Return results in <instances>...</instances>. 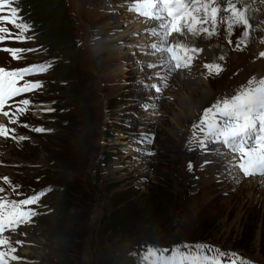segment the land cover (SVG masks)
Returning <instances> with one entry per match:
<instances>
[{
    "label": "rangeland",
    "instance_id": "374dc122",
    "mask_svg": "<svg viewBox=\"0 0 264 264\" xmlns=\"http://www.w3.org/2000/svg\"><path fill=\"white\" fill-rule=\"evenodd\" d=\"M32 3L9 0L0 12L10 15L11 8H17L18 22L30 27L19 35L32 37L23 43L9 39L6 47L32 51L20 52L17 59L0 51V67L9 71L47 66L45 72L18 81H40L41 87L11 98L14 113L17 107L26 108L12 115L16 123L0 115V125L10 129L9 134L14 130L27 137V143L18 139L4 150L6 136L0 138V164L8 153L19 167H0V197L19 201L40 196L28 206L37 212L30 222L3 231L7 243L0 251L15 248L20 258L6 256L7 264H136V257L148 258L146 251L153 247L162 252L176 247L189 264L198 251L203 255L199 245L264 264L262 184L234 179V160L225 163L220 158L221 149L227 153L222 143L210 146L212 140L193 129L203 115V109L196 114L200 103L210 101L209 108L249 80L264 79L262 38L256 37L257 47L253 34L252 41L244 42L237 27L234 31L239 32L232 36L244 43L228 44L231 14L221 12L218 26L224 30L217 27V34L211 35L218 39H207L204 33L186 41L176 38L177 33L168 38L169 43H188L200 50L194 53L199 61L194 72L192 67L169 73L157 60L159 54H151L150 45L159 37L150 33L162 32L160 21L138 14L145 22L139 19L140 28L137 23L138 29L133 28L137 13L129 9L134 0H55L46 5V12L56 9L62 15L63 38L57 43L43 38L44 27L37 24ZM3 25L17 33L13 25ZM258 30L264 36V30ZM98 36L102 40L95 45ZM216 61L222 65L218 74L204 67ZM69 62L77 74L67 81L68 71L62 67ZM153 63L156 67L149 68ZM153 84L160 91L150 87ZM63 90L67 97L81 94L80 101L66 100ZM21 99H28L29 105H19ZM193 112L195 117L187 118ZM61 117L70 122L65 132ZM35 127L51 131L36 133L31 130ZM200 140L207 141L203 148ZM51 143L60 149L52 152ZM65 200L71 211L61 222L59 208ZM222 259L227 264V258Z\"/></svg>",
    "mask_w": 264,
    "mask_h": 264
},
{
    "label": "snow or ice",
    "instance_id": "6c2138e0",
    "mask_svg": "<svg viewBox=\"0 0 264 264\" xmlns=\"http://www.w3.org/2000/svg\"><path fill=\"white\" fill-rule=\"evenodd\" d=\"M8 4L9 0H0V12H3ZM129 10L145 18L160 21L159 29L162 32L153 29L150 33L151 37H159L158 43L150 45L153 50L151 54H159V63L167 67L169 73L177 69L189 68L193 61V56L189 53L200 51L196 47H189L188 43H169L168 38L173 33L184 37L188 34L197 36L201 33L208 36L215 35L220 23L221 12L231 14V19L227 22L229 36L235 35V27H240L241 35L246 38L251 27L246 15V5L244 9L238 8L234 0H226V6L221 4L220 0H134V6ZM18 12L17 8L12 7L10 15L0 14V24H11L17 29V33L14 34L10 29L0 26V43L6 39H15L19 43L25 42L26 39H32L31 36L19 35L21 31H30V27L18 22ZM204 25H210V27ZM236 39L239 43L240 37L237 36ZM228 43L231 44L232 41L229 39ZM0 50L9 53L13 59H17L18 54L22 51H32V49L13 47H5ZM260 56L264 57V52H261ZM220 59L224 58L220 57ZM148 67H156V64H148ZM204 67L216 70L217 74L222 71V67L218 64H205ZM46 68L47 66L43 64L11 71L0 67V110L8 104L11 98L40 88V81H25L22 85H19L18 81L23 80L26 75L43 73ZM156 75L159 76V73ZM150 87L157 92L160 91V88L155 84ZM29 103L28 99L19 101V105L23 106H27ZM25 110V107H17L16 113L13 115L23 114ZM48 111H54V109H48ZM3 115L9 117L11 123H16L9 111H3ZM196 128H199L209 141L214 140L222 143L224 148L228 149V154L233 158L236 168L244 177L257 175L264 177V79L249 80L247 86H242L230 98L218 99L211 107L204 109L199 123L193 124V129ZM31 130L36 133L51 131V129L46 130L43 127H35ZM9 132L10 129L0 125V136H8ZM145 137L147 138L148 134H145ZM19 139L23 140L25 137L21 136ZM147 142L150 143L151 140L147 139ZM198 143L203 148L207 141L200 140ZM191 167V161H189V169ZM4 179L7 180V177ZM2 191L3 189H0V192ZM39 199L38 194L19 201H6L0 197V234L6 228L14 230L16 226L30 222L37 212L28 206L38 202ZM6 243L7 241L0 236V246ZM17 243L21 242L17 241ZM198 248L204 250L203 255L201 256L198 251L189 264H224L222 258H227V264H252L251 261L241 258L235 252H225L210 245H199ZM15 252V248H9L7 253L0 251V264H7L6 256H10L13 261L19 260L20 258L14 254ZM211 253H216V255H211Z\"/></svg>",
    "mask_w": 264,
    "mask_h": 264
},
{
    "label": "bare ground",
    "instance_id": "6f19581e",
    "mask_svg": "<svg viewBox=\"0 0 264 264\" xmlns=\"http://www.w3.org/2000/svg\"><path fill=\"white\" fill-rule=\"evenodd\" d=\"M225 3H226V0H223ZM234 2L236 3V5H237V7L238 8H241V9H244L245 8V5H246V15H247V17H248V19H249V23H250V25H251V29H253V30H251V33H250V35L248 36V37H243L245 40L247 39V41H244V42H249V41H252L251 40V38H250V36L252 35L253 36V40H254V43H255V46L257 47L258 46V44H257V42H256V37H260V38H262V41H264V36H260L261 35V32L258 30V29H260V30H264V0H234ZM220 3L221 4H223V2L222 1H220ZM242 3V4H241ZM84 11H86V10H84ZM201 15H202V13H201ZM135 19H137L136 20V22H134V24L132 25L133 26V28H137V25H138V27H139V24H140V20L139 19H141V20H143L144 22H145V19H143L142 17H140L138 14H136L135 16H134V20ZM230 19H231V16L229 17V21H230ZM133 20V21H134ZM136 23H137V25H136ZM160 24V23H159ZM159 24H157V25H159ZM156 25V26H157ZM0 26H5V25H3V24H1ZM131 26V27H132ZM140 28V27H139ZM235 28H237V27H235ZM132 29V28H131ZM138 29V28H137ZM218 29H219V31H221V29L222 30H224V28H221V26H218ZM238 29V28H237ZM254 29H256V30H254ZM235 30V29H234ZM235 32V34H237L239 31H234ZM139 33V32H138ZM136 34V33H135ZM198 36H201L200 34L198 35ZM211 37H215V38H219L218 37V35L217 36H209V37H207V39L208 38H211ZM221 37V36H220ZM240 37V36H239ZM100 38V36H98L95 40H96V42L94 43L95 45H99V42L102 40V39H99ZM147 38V36H143V38L141 39L142 41H144V39H146ZM176 38H181V39H185V41H186V39H188V40H192V37H191V35L190 34H188L186 37H184V36H180L179 34L178 35H176ZM242 38V37H241ZM242 38V39H243ZM229 39L232 41V43L231 44H235V45H238V42H236L235 40H237L234 36H229ZM228 39V40H229ZM9 39H6L3 43H0V49H3V48H5L6 46L5 45H7V41H8ZM158 41V40H157ZM203 41H202V39H198V44L199 45H201V43H202ZM242 43H244L243 41H241ZM241 42H239V43H241ZM143 43H145V42H143ZM219 43V42H218ZM251 43V42H250ZM229 44V43H228ZM245 44H247V45H250L249 43H245ZM251 46V45H250ZM192 47V46H191ZM228 49V48H227ZM2 53H4V54H6V55H9L7 52H4V51H2V50H0ZM248 51V50H247ZM190 55H192L193 56V61H192V64H191V66L189 67V68H184L185 70L184 71H187V70H189V69H191L192 67H194V69H193V71L192 72H194L195 70H196V68L198 67V65H199V61H198V59L194 56V53H189ZM249 55V54H248ZM158 60V59H157ZM220 65V66H222L221 64H219L217 61H216V65ZM12 70H14V69H12ZM165 70H167V67L165 68ZM9 71H11V70H9ZM179 73V72H178ZM193 76H195L194 74L192 75V77ZM236 92V91H235ZM234 92V93H235ZM210 97V96H209ZM223 97H226V96H223ZM204 103V104H203ZM203 103H200V105L202 104V106L201 107H199V108H197L196 109V114L201 110V109H206L207 107H208V103H210V101H205V102H203ZM199 105V106H200ZM14 102L13 103H11V100H9V102H8V104H6L5 105V107L2 109V110H0V115L1 116H3L4 117V120L5 121H7V119L9 118V117H5L4 115H3V111H9L10 112V116H12L13 114H14ZM189 117H195L194 116V112H193V116L192 115H190V116H188L187 118H189ZM195 122V121H194ZM0 123H2V122H0ZM2 136H0V138H1ZM20 138V136L15 132V131H13V132H11L10 134H9V136H6L5 137V139H4V146H3V150L5 149V148H10L12 145H17V140ZM14 141V142H12V141ZM25 143H27V137H25V139L23 140ZM213 141L214 140H212V142H211V144H210V146H212V144H213ZM1 145V144H0ZM16 149H17V147H15ZM14 148V149H15ZM224 148V147H223ZM225 150H227V153L225 152V151H223L222 149H221V153H220V158H222V160H224V161H226L225 163H228V161H232L233 160V158L228 154V149H226V148H224ZM182 152H183V150H182ZM220 152V151H219ZM1 160L4 162V164H0V167H2V165H6L9 169H12V170H15V169H17V168H19L18 167V165H16L11 159H9V157H8V153L6 154V156L5 157H3V155H2V158H1ZM19 174H23V175H25L24 173H19ZM231 174H232V176H233V178L234 179H238V180H242L243 179V181L244 182H246L247 184H249V185H251V184H262L261 185V187H260V190H261V192L264 194V177H262V176H260V175H257V176H254V177H251V178H249V177H244L243 175H242V173H240L239 171H238V169L236 168V166H235V164H232V169H231ZM248 178V179H247ZM247 179V180H246ZM252 189H254V187L252 188ZM2 237L5 239V240H7V232L6 233H3L2 234Z\"/></svg>",
    "mask_w": 264,
    "mask_h": 264
},
{
    "label": "trees",
    "instance_id": "16d2710c",
    "mask_svg": "<svg viewBox=\"0 0 264 264\" xmlns=\"http://www.w3.org/2000/svg\"><path fill=\"white\" fill-rule=\"evenodd\" d=\"M34 3H31L34 5L35 11H36V19L39 20V22L37 23L38 25L44 27V31H43V38H45V40H49V41H55L57 43V41L61 40L63 38V35L61 34V30H60V26L62 25V15L60 16V12H58L56 9H52L50 12H46V5H52L55 3V0H33ZM38 2V4H37ZM30 6V5H28ZM54 26V27H52ZM57 33V36H55ZM52 67L54 68V65H52ZM72 67H74V70L72 69ZM63 70L64 71H68V75L65 76L67 81H70L71 79V75H75L77 74V69L76 67L72 64V63H67L63 65ZM66 73V72H65ZM68 91H64L63 90V96L66 100H72L73 103H78L81 99V94H71L69 97L68 96ZM72 93V92H69ZM35 105H45V104H38L35 103ZM78 105V104H77ZM77 105H74L73 108L76 109ZM53 118H56L58 116H52ZM61 122H64L65 126L62 127L63 131L65 132L66 129H68V127H70V122L68 121L67 118H62L61 117ZM55 132V131H54ZM63 132V133H64ZM53 133V131H52ZM56 133V132H55ZM60 134V135H63ZM55 135V134H54ZM59 135V136H60ZM58 137V136H57ZM56 137V139H57ZM56 141V140H55ZM52 145V152L60 149V145H57L56 143H51ZM71 211V206L70 204H68L67 200L64 201V204L60 205L59 208V214L58 216L61 217L59 220H62L61 222H64V219H66ZM61 229L63 230V227H61ZM55 231V229L53 230V232ZM60 232V231H59ZM56 233V232H55ZM60 239H62V235H60ZM71 238L74 239V237L70 236ZM53 239L55 237H52ZM70 238V240H72ZM64 240V239H63ZM150 250H153L155 252V254H150V259L147 260H143L142 258H140L139 256L136 257V264H186L183 260L180 259L179 255H177V252L174 251L175 247H173L172 251L170 253H163L162 251H160L158 249V247H153V248H149ZM140 259L139 262H137ZM172 259V262H168L167 260Z\"/></svg>",
    "mask_w": 264,
    "mask_h": 264
}]
</instances>
